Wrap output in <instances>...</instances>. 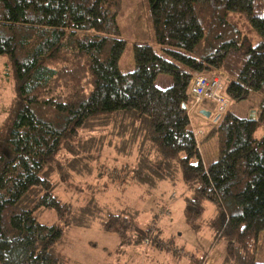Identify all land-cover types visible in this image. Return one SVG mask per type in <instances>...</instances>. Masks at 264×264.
Returning a JSON list of instances; mask_svg holds the SVG:
<instances>
[{
  "label": "trees",
  "instance_id": "trees-1",
  "mask_svg": "<svg viewBox=\"0 0 264 264\" xmlns=\"http://www.w3.org/2000/svg\"><path fill=\"white\" fill-rule=\"evenodd\" d=\"M122 2L0 0V58L12 63L18 93L17 109L0 125V264H68L54 245L71 226L86 225L85 206L92 203L55 193L63 183L83 190L70 172L120 186L147 173L181 186L189 225L202 221L204 202L214 206L207 222L212 241H226L223 264H264L257 260L264 132L255 137L264 127V0H148L160 52L133 42L134 69L127 73L119 68L126 46L117 23ZM219 70L230 102L254 92L260 105L247 117L228 109L219 114L209 132L217 136V157L204 164L191 127L189 84L194 74ZM161 74L172 79L165 88L156 85ZM106 146L134 161L104 164ZM46 209L57 222L38 221ZM155 214L146 226L122 214L108 217L103 229L119 238L116 258L148 239L201 264L193 252L172 250L173 236L166 240L153 226Z\"/></svg>",
  "mask_w": 264,
  "mask_h": 264
},
{
  "label": "rangeland",
  "instance_id": "rangeland-1",
  "mask_svg": "<svg viewBox=\"0 0 264 264\" xmlns=\"http://www.w3.org/2000/svg\"><path fill=\"white\" fill-rule=\"evenodd\" d=\"M117 23L121 31V36L126 41L124 52L119 60V68L121 72L127 73L134 69V61L132 55L133 42H149L158 52H160L154 41L148 0H123L122 10L117 16ZM219 71L220 72H214L212 74L210 73V75L219 76L223 81L224 87L225 73L221 70ZM158 76L159 77L156 80V85L160 88L167 87L162 85L161 79L171 77L163 74ZM17 99V81L14 75V67L12 63H6L4 58H0V125L7 120V118L11 114V111H15L17 109ZM208 105L210 107L211 115L209 117H204L200 114V106L206 107ZM259 105V96L256 93L251 92L249 96L244 100L232 102L229 101L225 106V110L228 109L239 117H247L253 114H258ZM189 106H191L190 102ZM216 106L217 105L215 101L204 100L200 105L192 109L190 108L191 110L189 112L191 127L195 128L198 150L204 164L211 163L217 157V136L216 134L209 133L212 126L214 125V122L216 121V115L220 114V111L218 108H216ZM263 132L264 127H259L255 132V137L260 138ZM104 157H106L107 159L104 164L108 163V166L110 167H112L111 165H113L114 163H117V166H119V163L121 162L132 163L134 161L133 158L127 160V158L119 157L108 146H106V148L104 149L102 158ZM194 160H196V158H194ZM69 174L70 176H72L69 180L79 186L78 190H80V188H82L83 190L77 192V189H73V187H67L66 184L63 183L57 186L55 193L61 200L69 201L74 204L85 205L88 199H92V205L94 207L96 206L97 209L99 208V206L95 205L96 198L94 197L98 193H101V195H98V201H101L102 199L103 202L98 204L103 206L105 204V199L109 200V190H101L104 184L107 185V188H109V186L115 187L116 191H118L117 193H119L120 197L123 199L124 197L129 198L131 196V193L137 189L139 190V196L146 195L150 198L151 201H154V204L157 205H165L167 200H172V203L170 202L167 205V207H171V213L168 214V216L167 213H169V211L167 209H161L158 212L156 208L151 210L152 213L156 212V214H158V218H162L166 214V217H163L161 219V237H163L165 234L167 235V240V237H169L172 233L173 241L167 240L172 250L173 248L175 249L179 247L184 249L185 251L191 250L197 257H202L204 255L206 251L205 247L208 241V236L211 235V228L207 220L210 218L212 212L214 211V206L209 202H204L205 211L203 214V218L202 221L197 225L199 229L195 232H192L190 230V228L192 229V226L185 221L182 215L181 207L183 206V199H180L179 201V198L182 197L181 193L183 191L181 190V186L179 187L175 185L173 187L169 182H163L161 181V178L153 179L147 173L144 174L142 179L136 178L133 182L129 183V185L121 186L116 183L110 182L109 179L106 178V176L96 181L97 179L95 173L87 177L78 176L74 172H70ZM41 175L44 177H50L51 179L55 180H59L60 178L59 175L55 172L54 174H49L47 171H44L41 172ZM89 206L90 205L85 206V211ZM148 216L142 218L139 221V224H141L142 226H146L147 221L150 220V215ZM37 218L39 222L44 224H52L57 222V216L55 212L50 209L39 212ZM164 222L168 224H165ZM93 223H95V221ZM145 244H149L148 239L145 240ZM169 252L173 254L170 249ZM257 260L264 261V232L261 233ZM237 264H241V260H238Z\"/></svg>",
  "mask_w": 264,
  "mask_h": 264
},
{
  "label": "crops",
  "instance_id": "crops-1",
  "mask_svg": "<svg viewBox=\"0 0 264 264\" xmlns=\"http://www.w3.org/2000/svg\"><path fill=\"white\" fill-rule=\"evenodd\" d=\"M171 81V78L161 79L163 86H169ZM200 107V114L206 117L201 113V110L210 111L209 105L206 107ZM193 130H195V128H193ZM155 178L159 179L158 177ZM161 181L163 180L161 179ZM107 190H109V200L105 199V204L103 206L98 204L103 202L102 199L101 201H98V195H101V193H98L94 198L97 200H95V205L99 206V208L96 209V206L94 207L92 203L86 208V225L71 226L54 245V249L57 252L68 258V264H190L187 255H181V253H178L172 256V254L166 249L160 251L157 248H154L150 243L144 244L140 247H127L123 250L121 255L116 258L115 251L119 245V238L116 234L107 232L103 229L108 217L110 215L122 214L128 218L140 221L142 218L150 215V220L147 221L148 224L153 218L151 210L154 208H156L157 212L161 209H167L169 211V213H167L168 216V214L171 213V207H167V205L172 200H167L165 205H162L161 203V205H157L154 204V201H151L148 196H139V190L137 189L131 193L129 198L124 197V199L120 197V194L117 193L118 191H116L115 187L109 186ZM163 217H166V214ZM162 218H159L158 220L155 219L156 223L153 226L160 228ZM94 221L95 223H93ZM164 223L168 224L166 222ZM198 229V226H192V229L190 228L192 232H195ZM171 235L173 234L171 233ZM164 236L167 235L164 234ZM205 248L206 251L202 256L203 260L201 264H223L227 252V244L225 240L219 239L213 242L211 233V235L208 236ZM187 252L192 253L191 250Z\"/></svg>",
  "mask_w": 264,
  "mask_h": 264
},
{
  "label": "built area",
  "instance_id": "built-area-1",
  "mask_svg": "<svg viewBox=\"0 0 264 264\" xmlns=\"http://www.w3.org/2000/svg\"><path fill=\"white\" fill-rule=\"evenodd\" d=\"M188 94L191 104L189 106V112L204 100H211L216 102L217 108L222 113L225 111V106L229 102L228 98L223 94V81L217 75L211 76L205 73L194 74L190 80Z\"/></svg>",
  "mask_w": 264,
  "mask_h": 264
},
{
  "label": "water",
  "instance_id": "water-1",
  "mask_svg": "<svg viewBox=\"0 0 264 264\" xmlns=\"http://www.w3.org/2000/svg\"><path fill=\"white\" fill-rule=\"evenodd\" d=\"M185 104H182V107L185 108ZM201 113L204 114L206 117H209L211 115L210 111L207 110H201ZM219 114L216 115L215 120H217L219 118Z\"/></svg>",
  "mask_w": 264,
  "mask_h": 264
}]
</instances>
